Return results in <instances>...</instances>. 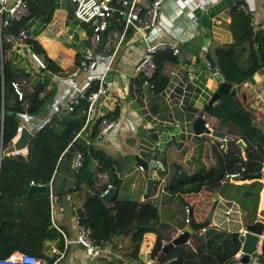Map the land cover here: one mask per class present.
Instances as JSON below:
<instances>
[{"label": "trees", "instance_id": "1", "mask_svg": "<svg viewBox=\"0 0 264 264\" xmlns=\"http://www.w3.org/2000/svg\"><path fill=\"white\" fill-rule=\"evenodd\" d=\"M27 2L31 9L40 7L41 10L47 11L43 8V0ZM243 2V0H232L229 5L232 42L224 44L212 42L207 47V53L213 59L215 69L235 88L245 82H252L253 75L264 68V34L255 29L252 14L245 13L238 7ZM24 19L12 20L4 28L3 34L18 32L24 26ZM115 19V17L112 18V20ZM46 21L45 19L44 22ZM106 34V32L103 33L100 45L104 43ZM29 42L36 52L43 54V49L37 42ZM189 45L190 43L182 45L181 53L178 55H173L168 50L157 52L154 55L155 72L148 79L141 74L137 75L131 84L133 92L139 96L148 92L150 98L157 96L168 83L169 68L179 65L182 55L194 52ZM45 58L50 73L58 74V66L48 57L45 56ZM18 76L27 77L28 74L21 68L12 69L11 62L5 61L2 73L0 72V81L3 77L5 109L11 112V115H5L3 122V142L6 145L10 143L15 134L18 125L17 114L23 111L21 103L10 87L11 79ZM45 86V82L37 83L25 95L29 104L26 111L28 114L42 117L47 113L45 106L50 102L53 91L51 89L44 92ZM130 92L132 96L133 92ZM156 100L152 101L150 110L152 114H163L165 108L159 106ZM87 107L88 101L83 99L72 111L67 112L60 119L54 117L50 121L39 123L38 129L29 141L26 154L5 155L2 158L0 166V258L15 251L16 244H7L13 239L30 243L32 248L25 252L40 256L41 241L57 236L58 231L55 228L49 229L51 225L49 194L45 191L28 194L31 182L48 185L51 181L52 194L60 198L54 190L59 177H61L60 184L63 185L60 193L71 195L79 194L85 188L89 189L97 174L106 173L108 175L106 183H112L115 180L117 191L119 190L121 180L115 172L114 161L101 156L93 145L87 144L80 138L71 142L85 122ZM118 112L119 107H116L113 113L116 116ZM206 114L225 126L226 135L231 140L226 142L224 148L222 143L214 142L210 145L214 163L209 167L203 166L187 172L181 165H173V171L164 189L166 193L180 197L182 204H185L183 208L184 225L180 228L182 230L186 226L185 206L189 207L196 221H203L209 213L208 208L203 216H197L193 203L185 200L183 196H197L203 193L205 198L214 201L213 194L217 191L223 198L235 200L242 208L249 210V205H252V211L256 212L258 195L262 188V183L258 180L235 184L227 181V175L257 172L264 174V125L255 119L252 112L237 97L235 89L233 92L219 93L218 99L207 108ZM100 121L101 118L90 127L91 130L88 133L90 138L96 137ZM240 139L245 144L242 151L238 149L236 143ZM79 151L84 155V161L82 166L75 170L72 166V158ZM94 160H97L100 168L94 166ZM162 164L163 170L158 172L159 176L167 173V165L164 162ZM70 178L73 179V187L66 193L65 185ZM157 185L158 182L152 184L150 195L154 194ZM100 190H96L95 193L87 192L82 207L73 210V213L75 212L78 216V222L90 229L93 242L102 249L109 246L113 251H119L127 244L128 259L136 260V264H146L140 257L142 243L147 233L154 232V243L150 250V257L154 260L161 250L163 240L169 242L172 239L171 235L164 234L169 221L166 219L159 221L155 216L150 222L153 204L149 197L143 201L122 200L116 192L113 199L107 203L99 196ZM245 197H248L247 200ZM20 199L26 201L30 208V216H27L25 222L21 214L24 215L26 211L24 209L18 211L20 223L27 225L23 226L27 229V233L26 235L9 236L7 233L13 226L19 224L11 216L10 209L14 210L13 201ZM72 206L74 208V204ZM251 214L250 217H252ZM255 220L253 216L249 222ZM128 230L129 232L126 233ZM59 235L62 239L60 233ZM125 238L128 239V243H124ZM239 248L240 241L237 231L208 226L203 231L193 233L188 243L174 246L156 264H230ZM96 257L100 263L91 264H123L125 262L113 256L108 258L98 255ZM258 258V264H264V236ZM131 261L127 262L132 263Z\"/></svg>", "mask_w": 264, "mask_h": 264}, {"label": "crops", "instance_id": "2", "mask_svg": "<svg viewBox=\"0 0 264 264\" xmlns=\"http://www.w3.org/2000/svg\"><path fill=\"white\" fill-rule=\"evenodd\" d=\"M149 1L150 0H138V5L145 7L148 5ZM243 1V4L251 11L250 13L253 16L255 29H258V25L264 20V0ZM230 3H232V0H163L156 26L146 31V37L148 40L156 38L170 39L178 44L179 49H181V46L185 43H190L189 46L194 52L182 55L179 65L169 68V70L175 67H181L182 70L193 68V83L195 84L194 94L192 95L187 108H181L177 104H170L167 102L163 95V90L157 96L151 98L148 92L141 96L133 92L134 89L131 87V84L133 79L136 78L135 76L133 77L134 67L145 46L142 35L135 32L130 27L126 30L123 29L124 15H118L115 17V20L111 19L109 21V29L106 31L107 34L104 43L99 46L98 50L92 52L93 57L99 64L105 63L108 54L110 53V49L115 46L119 38H121V44L116 57V71L109 73L111 74V77L108 78L111 83L109 94L106 97H101L96 104L95 115L91 126L99 118H107L117 119L118 127L115 130H109L106 135L102 137H97L96 135L95 138H90L88 134L90 131L88 130L79 138L84 140L87 144L90 143L93 145L94 149L99 151L101 156L114 161L115 172L117 173V177L121 180L120 188L116 191L118 197L120 191L124 193V191H127L130 188L131 191L128 195L129 200H145L143 199V192L146 186L147 170L140 171L138 169V165L142 164L139 161L140 158L146 161L158 160L161 164L164 162V164L167 165V172L168 170L170 171V169H173V165H175L172 161L180 162L179 165H181L187 172L203 167L200 162L201 155L204 151L203 144L199 158L200 165L198 166L197 162L196 164L195 162H190L192 147L194 146L196 148V143L194 140L189 139L188 135H182L181 125H185L188 119L195 118L202 109L203 104L217 89L218 81L212 79L210 73H208L209 68H201L196 72L195 67L204 61L205 54H207V47L212 42L219 44L232 42V36L230 33ZM28 7L30 8L29 4ZM43 8L47 9V11L41 10L40 7L30 8V14L24 19L23 27L28 28L31 36L30 41L37 42L42 47L44 56L51 59L58 66V74L53 73L55 81L52 82V79L48 76H42L39 73L34 72L31 63L26 57L19 55V53L12 48L6 47V61L9 60L11 62L12 69L16 70L21 68L28 74L27 81L29 90H31L32 86L40 82H45L46 85L51 84L52 87L51 89L53 93L50 97V102L47 103L45 107L47 109V106L55 104L53 112L47 110V113L42 117H38L35 114H28V125L32 130V133L38 129L39 123L50 121V119L54 117L60 119L68 112L63 109V107L71 97L78 93V84L81 80V77H77L75 79L76 85L73 86L69 76L77 69L78 58H80L85 51L90 37V35H87L86 33L87 26L78 23L74 19V4L70 0H43ZM118 9L124 10V7L119 5ZM40 10L42 12H40ZM45 19L47 20L46 22H44ZM212 70L215 71L216 69ZM238 89L239 86L235 88L236 91ZM130 91L133 92L132 96L130 95ZM242 92L244 95H238L237 93V97H239L244 105L252 112L257 121L261 120L264 122V68L253 75L252 82L243 83ZM244 97L247 102H245ZM156 99L159 106H164L165 108L163 114H152L150 110V106L153 104L152 101ZM143 102H145L146 105V114L149 115H145V112L142 109ZM176 106L182 111V114L184 113V124L182 123L180 125L178 119L174 115L173 107ZM116 107H119V112L115 116L113 112ZM194 109H198V111L196 112ZM176 113L179 114L178 111H176ZM17 119L18 122L24 120L22 115L20 116L19 114H17ZM215 120L216 119H214V121ZM160 136H162V139H160ZM9 145L10 143L6 146L8 147ZM173 148L174 150H172ZM242 154L244 155V152ZM179 155L181 156L179 157ZM194 158L197 159V151ZM206 159L208 160V163L204 164L205 167H209L214 163L209 156ZM94 166L98 168L101 167L100 164H97V160H94ZM158 169L159 170L155 172L154 175L152 174L153 169L150 171L153 177L159 178L158 188L164 193L163 184L165 179L161 178L158 174V172L163 169H160L159 167ZM133 173H140L143 175V181H139L138 178H136V182H129L128 179ZM103 175L105 176V179L103 180L107 181L108 175L106 173H101L100 175L97 174L94 182L89 186V189L85 188L79 194H69L71 209L67 205V198L62 204L61 199L54 195V205H57L58 210L62 211V214H58L56 219H66L64 221V226H66L67 231L72 234V237L69 239L73 240L76 233V219L73 210L82 207L87 192L95 193L97 182L100 184L102 183ZM258 181L262 183V188L259 191L256 212L251 214L256 217L255 219H257L264 210V180L262 178ZM231 182L235 184H243L242 182L251 183L252 181L234 180ZM153 183L155 182H152L151 186ZM108 184H111L112 186L111 182ZM143 185L144 190H142ZM72 187L73 183L71 185V188ZM158 194L159 191L157 190L155 194H152V197H149L153 204L150 222H152L155 216H157L156 218L159 221H162L163 219L168 220L169 226L164 231V234L166 236L171 235L173 238L183 230L177 227L174 220L166 218L162 213V209L165 206L163 198L167 197L160 195L159 198H162L160 202H154L152 200V198H156ZM165 194L168 197H178L177 195H170L166 192ZM245 198L247 200L248 197ZM21 199L19 201H13L12 205L14 210L10 209L11 216L19 224L12 227L7 233L9 236L26 235L25 233H27V229L23 227L27 225H22L20 223L18 211L20 209L26 211L24 215L21 214V216H23L22 220L25 222L27 216H30V208L26 201ZM73 204L74 208L72 206ZM184 205L185 204H182L183 208ZM251 207L252 205H249V210L242 208V206L235 200L223 198L217 192V204L213 211L211 226L229 230L228 228H230L232 223H229V220L231 219L227 216L232 212L237 213L238 216L247 211L252 213ZM65 209L69 210V216H65ZM53 212L52 214L54 217ZM231 221L235 222L236 219L234 218ZM246 223H249V221L245 222V224ZM170 227L172 228L170 229ZM242 229L243 227L234 231L239 233ZM68 232L65 231L67 237H69ZM154 237V232L146 234L144 243L147 245V250H150L153 245ZM127 241L128 239L124 240V242ZM165 242L167 243L166 240H163V243ZM7 244H16L14 249L15 251L20 252H25V250H30L32 248L30 243L22 240L13 239L12 242L10 241ZM61 244H63V240L59 238V236H55L51 239L42 240L40 243V249L43 254L49 255L52 247L57 246L60 248ZM86 257H89V259H86ZM92 257V255L84 252L79 263L91 264V262L88 261H90ZM74 261L73 258H69L67 264H73Z\"/></svg>", "mask_w": 264, "mask_h": 264}, {"label": "built area", "instance_id": "3", "mask_svg": "<svg viewBox=\"0 0 264 264\" xmlns=\"http://www.w3.org/2000/svg\"><path fill=\"white\" fill-rule=\"evenodd\" d=\"M28 0H0V69L2 73L3 63L6 61L7 48H12L21 56H27L30 62L32 63V68L34 72L39 73L42 76H48L52 79V82L55 81L54 74L50 73L48 70V63L43 54L36 52L32 49L30 40L31 36L28 28L22 27L16 33H4V28L12 21H20L29 15ZM74 4L73 17L74 19L86 26H93L92 34L89 37L88 45L85 51L82 53L79 58L78 67L70 74V79L73 86L76 85L75 79L81 77V80L78 84V93L71 97L67 103L64 105L63 109L66 111H72L75 106H77L80 101L86 99L88 101V107L86 110V119L82 127L77 131V133L72 138L71 142L78 139L81 135L90 130L91 124L94 119L96 104L99 102L101 97H106L109 94L110 82L108 80V74L116 71L115 63L116 57L118 54V49L121 44V38L116 42L115 46L110 49V53L106 59L105 63L99 64L98 61L93 57L92 52L98 50L100 42L102 40V35L108 30L109 21L115 17L114 13L117 12L120 15H124V26L123 29L126 30L129 27L132 28L135 32H138L142 35L143 42L145 44L143 51L141 52L136 65L134 67L133 77L141 74L145 79L150 78L155 72V63L154 55L157 52L168 50L173 55H178L180 49L178 44L170 39H160L156 38L153 40H148L146 37V31L155 27L157 23V18L161 9V3L163 0H150L148 5L142 7L138 5V0H70ZM121 5L124 7V10L118 9V6ZM245 13L251 12L247 6L241 3L238 6ZM258 30L262 31L264 34V20L258 25ZM141 40V39H140ZM142 41V40H141ZM140 43V42H139ZM169 79L168 83L163 89V95L167 102L170 104H177L181 108H187L191 101L192 95L194 94L193 78L194 71L193 68L182 70L181 67H175L168 71ZM146 83V80H145ZM10 87L14 92L17 100L21 103L23 109L22 112L18 113L24 120L18 122V125L15 130V134L10 141L12 145L20 136L22 129L25 127L29 131L32 130L29 128V122L27 120L28 113L27 107L28 102L25 99V95L29 91L27 77L19 76L15 79H11ZM51 84L45 86L44 92L51 90ZM233 89L235 86L233 85ZM43 94V93H42ZM41 94V96H42ZM5 87L3 77L0 81V165L2 157L5 155H24L27 152V147L20 150H14L10 154H5L4 150L7 148L6 144L3 142V122L6 115L5 109ZM55 104L47 106V110L53 112ZM142 109L146 114V105L145 102L142 104ZM204 121V126L208 129L213 130L211 126L210 119L214 117L208 116L206 113L202 116ZM193 118H190L186 121L185 127L186 130L182 135H194L193 130L191 129V123ZM117 119H101L98 125L97 137H102L106 135L109 130H115L118 127ZM84 161V155L82 152H76L73 158V167L75 170L79 169ZM155 162L159 163L158 160ZM140 171H145L143 164L138 165ZM159 169H153L152 174L154 175ZM242 173H230L227 175V181L241 180ZM243 176V175H242ZM105 179V176H102V180ZM31 184H34L31 182ZM51 186V181L49 184ZM111 184H107L106 180L102 181L100 184L97 182L95 190H100L99 196L103 198L105 194L109 191ZM50 213H51V224L62 236L63 245L60 249L55 246L50 250L49 256H51V263L57 264L61 259H63L67 253V249L71 243L82 244L84 246V252H87L89 255L95 256L102 251L91 238V231L86 226L78 222V216L75 214L76 226H75V237L73 240L67 237L65 231L59 227L53 217L52 209L54 206V195L50 191ZM186 217L184 219L186 225L189 223L188 214L190 209L188 206H185ZM261 244L259 242L258 250L255 253H261ZM242 244L240 243L239 250L233 255V262L230 264H242L239 262V259L242 252ZM251 254L250 260L253 264H258L259 258L253 257L254 254ZM52 255H55L53 257ZM0 264H48L40 256L30 254L27 252L14 251L4 258H0Z\"/></svg>", "mask_w": 264, "mask_h": 264}, {"label": "water", "instance_id": "4", "mask_svg": "<svg viewBox=\"0 0 264 264\" xmlns=\"http://www.w3.org/2000/svg\"><path fill=\"white\" fill-rule=\"evenodd\" d=\"M118 15L120 14L117 12L114 13L115 17H117ZM92 29H93L92 25L87 26L86 28L87 35L92 34ZM201 68L215 69L214 61L211 58L210 54L208 53L205 54L204 61H202L195 67V71L197 72ZM213 75L215 79L218 81L217 89L212 94V96L209 97V99L203 104V107L199 111L197 116L193 118L192 123H191V129L193 130L194 135H188L189 139L194 140L196 143V151H197L198 160L200 158L201 149H202L201 138L203 137L204 134L214 137L215 139H219L222 143L223 148L225 147L226 142L231 140V138L228 135L218 132L217 130L208 129L204 126V121H203L202 116L206 113L207 108L218 99L219 93L233 92V85L231 83H228L217 70L214 71ZM107 76L108 78H110L111 74H108ZM6 113L8 115H11L10 111H7ZM32 136H33V133L24 127L20 133L19 138L12 145H9L4 150V153L10 154L14 150H20V149L25 148L29 144V141L31 140ZM160 139H162V136H160ZM237 143L239 145H242V148L244 149L245 145L241 139L237 140ZM139 161L143 164V166L147 170L146 186H145V190L143 193V199H146L151 192V183L159 182V178L153 177L150 170L156 169L157 167H159L160 169H163V165L155 161H146L142 158H140ZM262 178L264 179V174L262 172H257V173L245 174L241 177V180H244V181L260 180ZM72 183H73V179L71 178L68 179L65 185L66 192H69V190L71 189ZM37 191H45L47 194H49L51 191V186L31 184L28 190V194H31ZM116 191H117V188L115 186V180H114L107 194L103 196V200L109 203L113 199ZM66 198H67V205L71 209L72 207H71V202H70V195L68 194ZM216 204H217V192L214 193V201L211 206V210L207 214L206 218L203 221H196L195 218L193 217L192 212L190 211L188 214V217H189L188 225L183 229V231H181L174 238H172L171 241L167 243H163L161 246V250L158 253L155 260L148 264H156L163 258L164 254L167 253L169 250H171L174 246L188 243L193 233L198 232L200 230H204L206 227L211 226L212 215L216 207ZM49 228L50 229L53 228V225H50ZM128 232L129 230L126 231V233ZM263 236H264V210H263V213L254 222L246 223L244 228L238 233V240L242 244L241 249L243 252V254L241 255L239 259L240 263L253 264L249 256L258 250L257 244L263 240ZM78 247L81 249H84V246L82 244H78ZM40 257L44 259L46 263L48 264L51 263V256L41 253ZM232 262L233 260L231 261V263ZM123 264H133V263H129L125 261Z\"/></svg>", "mask_w": 264, "mask_h": 264}, {"label": "rangeland", "instance_id": "5", "mask_svg": "<svg viewBox=\"0 0 264 264\" xmlns=\"http://www.w3.org/2000/svg\"><path fill=\"white\" fill-rule=\"evenodd\" d=\"M23 57H26L28 59L27 56H23ZM28 61L30 62L29 59H28ZM31 65H32V63H31ZM208 73H210V76L212 77V79H215V77L213 76L214 71L212 69H209L208 70ZM242 86H243V84L241 86H239V89L236 91V95H237V93H238V95H244L243 92H242ZM244 100H245V97H244ZM245 102H247V101L245 100ZM173 110H174V115L178 119V122L180 123V125L182 123L184 124V113L182 114V111L177 106L176 107H173ZM176 111H178L179 114H177ZM194 111L197 112L198 109H194ZM210 121H211V126H212L213 130H217L218 132L224 133L226 135L225 126L223 124H220V121H218V120L213 121V119H210ZM258 122L264 125V122L263 121L258 120ZM181 128H182L181 129L182 130L181 132L184 133V131L186 130L185 125H181ZM201 142L203 144L204 151H203V153L201 155L202 157L200 159V162L205 167L204 164L205 163L206 164L208 163V160L206 159L208 156L211 158V160L214 161V159H213V157H212V155L210 153V145L212 143H214V142L215 143H221V141L219 139H215L214 137H211V136H208V135L204 134L203 137L201 138ZM237 146H238V149L240 151L243 150L242 145H239L237 143ZM172 150H174V148ZM195 154H196V148L193 146L192 147V154L190 156L191 157V161L190 162H192V163L195 162V164L197 162L198 163V166H199L200 165L199 160H197V159L194 158ZM181 155H179V157ZM187 161H189V160H187ZM172 162L175 163V164H179L180 163L178 161H172ZM263 170H264V168H263ZM172 171H173V169H170V171L168 170V172L165 175L160 176L161 178H164L165 179V182L163 184V188H165L164 186L167 184L168 178L170 177ZM239 177H242V175H240ZM136 178H138L139 181H143V179H144L143 178V175H141L140 173H135V174L133 173L131 175V177H129L128 181L129 182H132V181H135L136 182ZM237 181H239V180H237ZM249 181H253V180H249ZM60 182H61V177H59L57 179V182H56V184L54 186V190H55V194H58L59 195V197H60V199L62 201V204H63L66 201V196L68 194L63 195V193H60L61 192V189L63 187V185L60 184ZM242 183H244V182H242ZM142 190H144V185H143V189ZM142 190H141V192H142ZM157 190L159 191V194H158V196L156 198H152V200L154 202H160L162 200L161 197L159 198L160 195H163V197H167V198H163V203H164L165 206L162 209V213L166 216V218H171L172 220H174L175 223H176V225H177V227L181 228V226L184 225V223H183V216L185 214L183 213V207H182V202L180 200V197H175V196L174 197H168L165 194V192H166L165 189H164V193L161 192L160 189L158 188V185L155 187L154 194L156 193ZM130 191H131L130 188L127 191H124V193H122V191H120V194H119L120 199H122V200L128 199L129 198L128 195H129V192ZM150 194H149L148 197H152L153 196V195H150ZM183 198H185V200L191 201L193 203L194 211H195V213H196L197 216H200V215L203 216L205 214V212L208 210V208H209V211H210L211 206H212V203H213V200L212 199L209 200V198L208 199L205 198L204 195H203V193L202 194H199L197 196H188V195H186V196H183ZM263 205H264V201H263ZM53 211H54L53 213H54V217H55L56 224L59 227H61L62 229H64L66 232H68L67 229H66V226H64V221L66 219H64V220L62 218H61V220H57L56 219V217H57L58 214H62V211L61 210H58L57 205H54ZM64 213H65V216L66 215H68V216L70 215V212L67 209L64 210ZM250 214L251 213L249 211H247L246 213H244V212L241 213V215H239V216L235 212H232L230 215H228L227 217L229 219H231V220H233L234 218L236 219L235 222L229 220V223H232V225L230 226V228H228L229 231H234V230L239 229L241 227L244 228L245 222L252 220V217L253 216L250 217ZM252 214H253V211H252ZM254 218H256V217L254 216ZM171 228L172 227H170V229ZM56 233H57V236H59V238H60L59 233L58 232H56ZM68 236H69V238H71L72 237V234L70 232H68ZM191 237H190V239H191ZM125 240H127V238H125ZM124 243H128V241L127 242H124ZM62 245L63 244H61L60 249L62 248ZM146 247H147V245L143 242L142 243V250H141L140 257H141V259H142L143 262H145L146 264H148V263L153 262L155 259L153 260L150 257V250H151V248H150V250H147ZM127 249H128L127 248V244H126V247H124L123 249H121L119 251H113V249H110V247H105L104 249H102L101 252H99L98 255L99 256H103V257H108V258L110 256H113V257H116V258H121V259H123L125 261H131L130 259H128L127 253H129V252H128ZM83 253H84V250L83 249L79 248L77 244L71 243L69 245L68 249H67V253H66L65 257L63 259H61V261H59L57 264H67L68 261H69V258H73L75 260L73 264H81V263H79L80 262L79 260H80V258H82V254ZM98 255L93 256L92 259H90V261H88V262L97 263L98 262V259H97L98 257H96V256H98ZM52 256L55 257V255H52ZM253 257H259V254L255 253ZM86 259H89V257H86ZM131 262L133 264H136L137 263L136 260H133ZM98 263H100V262H98Z\"/></svg>", "mask_w": 264, "mask_h": 264}]
</instances>
